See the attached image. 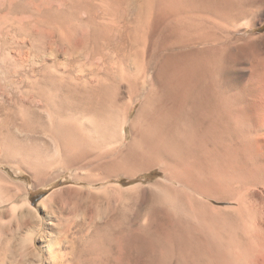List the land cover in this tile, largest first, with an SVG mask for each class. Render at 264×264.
<instances>
[{
	"label": "bare ground",
	"instance_id": "1",
	"mask_svg": "<svg viewBox=\"0 0 264 264\" xmlns=\"http://www.w3.org/2000/svg\"><path fill=\"white\" fill-rule=\"evenodd\" d=\"M69 1L72 41L119 48L143 37L145 52L74 47L60 58L10 52L0 38L1 162L25 167L36 183L52 168L55 179L73 170L92 186L146 171L163 177L148 186L143 223L126 214H139L147 186L119 184L121 229L77 235L72 257L51 252L48 264H264V32L253 31L264 25V0ZM40 28L36 20L29 31L37 44ZM11 183L1 172L0 208L14 212ZM134 188L139 195L125 196ZM40 233L32 247L23 235L17 253L2 249L0 264H44Z\"/></svg>",
	"mask_w": 264,
	"mask_h": 264
},
{
	"label": "rangeland",
	"instance_id": "2",
	"mask_svg": "<svg viewBox=\"0 0 264 264\" xmlns=\"http://www.w3.org/2000/svg\"><path fill=\"white\" fill-rule=\"evenodd\" d=\"M63 1L0 0V38H4L7 41V46L10 48V52H60V58L63 57L62 52L73 51L145 52V39L143 37H140V39H138L137 41L136 39L130 40L126 38L120 42L119 48L104 44V39V42L101 41L100 43L99 41L100 44H98L94 42V39H91V37L86 43L79 42L77 44L75 41H72L71 38H69L72 32H70V24L68 22V19L70 20V17L68 18L70 1L68 0L67 2V0H65L64 6L62 5ZM98 1L100 2V0H85V2L83 1V3H85V5L92 4L91 6H93V4L98 5ZM85 5L83 4V8L85 7ZM85 11L86 9H84V11L82 10L80 12V15L83 17H87ZM36 20H39L41 22L42 27L40 28L41 33L39 44H37V40L33 41L31 34H29L30 29L34 30ZM57 24H61V27L59 25V27L57 28ZM62 25L64 27H62ZM66 26H68L69 28ZM81 28L82 30L84 28L85 30L90 29L87 26H81ZM89 31L91 32V30ZM253 31L264 32V25L258 26ZM62 38L65 40H63ZM73 38L76 39V36L73 35ZM142 39L143 41H141ZM78 40L79 39L77 37L76 41L78 42ZM73 42L75 43V45L71 46L73 45ZM137 42L139 44V47L138 44L136 45ZM133 43L135 44L134 46H132ZM74 47L75 49L72 51V48ZM135 113L136 109L133 110L132 115L134 116ZM59 171V169H50V173L52 172V178H49L46 181L41 180L36 183L32 173L25 167L16 168L11 164L1 162L0 151V173L2 172L10 181H12V183L9 185H15L13 187L10 186V188H12V190L15 189L14 192L18 193L17 201L19 206L22 207H20L21 209L17 207L18 210L16 208V211L14 210V212L13 209L10 210L11 207L8 208L7 206H2L0 208V218L2 217V219H0V238L2 239V241H0V253L2 252L3 255L6 251L7 254L12 255L17 253V247H19L17 246V244H19L20 242L18 240L21 239V236L23 238V235H25V238L27 237L25 239V243H27L28 246L26 244L25 245L27 247H32L30 246L32 245L30 244L31 233L40 226L43 233H40L35 241L36 246L44 253V257H48L51 252H53L54 255H57V253L60 251L61 254L60 252L58 253V255L60 254V257H64L65 259L69 257L70 259L73 254L72 251L76 248V244L73 243V240H75V237L77 235L87 234L86 236H90L98 226L104 230H117V228L121 229V227L119 228V222L124 204L123 197L121 194H118L119 190L115 186L120 184L122 187L127 188L141 183L143 186H147V200L146 203L139 209V214H130L128 213V211H126L128 213L126 214L128 215V221H132V219H135L136 222L143 223L147 218L148 207L155 193V187L152 188V186H148L149 184L155 183L158 179L163 177V174L161 172L146 171L139 173L140 175L138 174L137 176L121 175L119 179H115L111 182V184L108 183L105 184V186L101 183H97L92 186L85 180L83 181L82 178L77 177L73 170H62V175L60 177L56 179L53 178ZM120 179H123L124 181H120ZM112 184L114 186H112ZM107 185L109 186V189L107 188ZM18 186L20 187L17 188ZM101 187L103 188V190ZM20 189L21 191H19ZM140 192V188H134L132 190L126 191L125 196H137L140 194ZM26 198L31 201V204L35 208L31 206H28L31 208L25 207L26 204H23V202ZM44 200H47L46 204H42ZM217 204L225 206L227 205V202H220ZM8 220L10 222H8ZM19 225L20 227H18ZM120 225H122L121 222ZM80 228L82 229L83 233H79V231H77L81 230ZM17 233H19V235ZM15 235H18L17 238ZM2 249H5L6 251ZM1 258L2 257L0 255V262H2ZM47 261L49 262L48 258L45 259L44 264H48Z\"/></svg>",
	"mask_w": 264,
	"mask_h": 264
}]
</instances>
